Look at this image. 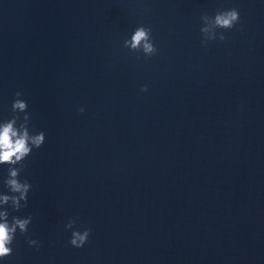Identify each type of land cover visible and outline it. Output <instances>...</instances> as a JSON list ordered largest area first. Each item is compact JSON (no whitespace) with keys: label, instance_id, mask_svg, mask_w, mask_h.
I'll list each match as a JSON object with an SVG mask.
<instances>
[{"label":"water","instance_id":"1","mask_svg":"<svg viewBox=\"0 0 264 264\" xmlns=\"http://www.w3.org/2000/svg\"><path fill=\"white\" fill-rule=\"evenodd\" d=\"M140 26L151 57L124 47ZM16 92L46 142L0 264H264V0H0V123Z\"/></svg>","mask_w":264,"mask_h":264},{"label":"clouds","instance_id":"2","mask_svg":"<svg viewBox=\"0 0 264 264\" xmlns=\"http://www.w3.org/2000/svg\"><path fill=\"white\" fill-rule=\"evenodd\" d=\"M204 26L201 28L203 43L207 46L209 41L217 39V31L220 30L219 40L225 41L226 36L223 31L233 29L240 22V14L237 9L218 11L215 16L207 13L201 16ZM124 47L132 52H143L146 57H151L157 53L154 42L151 38V29L140 26L135 29L131 38L125 40ZM147 87L141 89L147 92ZM16 99L12 104L13 116L10 120L0 123V166H8V178L4 184L11 194H0V260H6L13 254V243L17 232L26 235L33 217L20 218L12 216L9 220V206L15 212L28 206L29 192L32 185L25 178L21 180V173L25 170L24 161L32 154L33 150L41 149L46 142V134L41 131L32 134L29 131L31 117L28 114V103L22 99V93L16 92ZM79 111L83 113L84 108ZM23 119L21 120V114ZM76 226V219H71L65 227L72 230L70 244L79 249L87 244L91 235L90 229L84 231L73 230ZM29 246L35 247L39 244L37 240H28Z\"/></svg>","mask_w":264,"mask_h":264}]
</instances>
